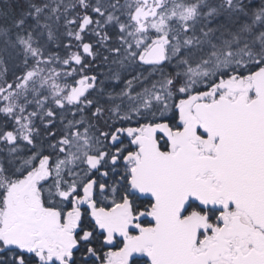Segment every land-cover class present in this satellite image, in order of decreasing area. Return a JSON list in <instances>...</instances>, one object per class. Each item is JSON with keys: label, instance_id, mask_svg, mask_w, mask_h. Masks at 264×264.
Listing matches in <instances>:
<instances>
[{"label": "snow or ice", "instance_id": "obj_1", "mask_svg": "<svg viewBox=\"0 0 264 264\" xmlns=\"http://www.w3.org/2000/svg\"><path fill=\"white\" fill-rule=\"evenodd\" d=\"M0 264H264V0H0Z\"/></svg>", "mask_w": 264, "mask_h": 264}]
</instances>
